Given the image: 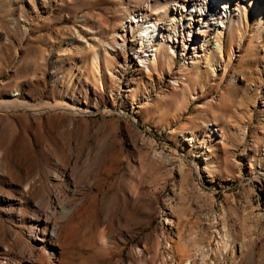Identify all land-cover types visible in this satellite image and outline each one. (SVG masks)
Here are the masks:
<instances>
[{"label": "rangeland", "instance_id": "1", "mask_svg": "<svg viewBox=\"0 0 264 264\" xmlns=\"http://www.w3.org/2000/svg\"><path fill=\"white\" fill-rule=\"evenodd\" d=\"M147 1L0 0V264H264V0H229L222 58L145 71L137 28L92 62Z\"/></svg>", "mask_w": 264, "mask_h": 264}, {"label": "bare ground", "instance_id": "2", "mask_svg": "<svg viewBox=\"0 0 264 264\" xmlns=\"http://www.w3.org/2000/svg\"><path fill=\"white\" fill-rule=\"evenodd\" d=\"M228 3H230L229 0H171V4L168 8L175 18L172 22L163 23L160 21V17L164 12H154L152 15L148 14L151 6L154 8L163 3L160 0H148L147 3L139 9L137 8L138 5L133 7V11H131L133 14L131 15H128L129 13L127 14L124 11V22L113 27L111 37L107 40L105 46L91 52V60L107 68L110 65L112 56V49L110 46L113 44L117 45L118 42H120V44H125L128 36L133 37L137 28H139V31L133 37L135 39L136 50L133 52L132 56L129 57V60L137 61L136 63H138V66L145 71H149L150 67L153 66V62L156 60L158 54L160 55L161 53V47L171 53H176L178 50L183 52L186 50L185 48L188 47L192 51V54L195 55L192 57L197 61L199 55L196 53L199 50L205 55V59H207L209 55L214 54L217 55L218 58H222L223 49L219 45L215 43L213 45L212 43V46H208V48L203 45V43L207 44L209 40L206 39H209L210 32L212 31H217L216 33H218V29L224 30L219 32L221 35H224L222 36L224 38L226 34L229 33L235 15H232L233 13L229 9ZM184 14H186L189 19L184 18L182 20ZM194 14L199 17L205 15L209 17L210 21L206 26L203 24L198 25V32L196 34L198 37H194L192 32L193 27H195ZM198 21H200V18L196 23H198ZM209 25H211V30L209 29ZM205 62L207 66L208 62L206 60ZM189 64L193 65L192 62H189ZM215 67L220 68L218 64ZM214 71H216V69ZM46 217L47 216H45V218ZM62 217L65 218V213H62ZM58 234V227L52 225L49 237L53 243L57 240ZM93 244L94 247L98 248L100 251L101 249L110 247L109 244L112 243L109 239L100 238L97 243L94 242ZM218 247L222 251H225V243L220 242ZM110 248L108 249L109 251ZM195 254V258L198 259L199 264H205L203 261L205 257L203 251L198 250ZM51 258L53 259V256H51ZM45 260L49 261L50 257H47ZM193 261L189 260L188 264H194Z\"/></svg>", "mask_w": 264, "mask_h": 264}]
</instances>
